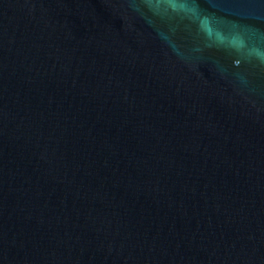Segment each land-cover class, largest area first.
Wrapping results in <instances>:
<instances>
[{
  "label": "water",
  "instance_id": "water-1",
  "mask_svg": "<svg viewBox=\"0 0 264 264\" xmlns=\"http://www.w3.org/2000/svg\"><path fill=\"white\" fill-rule=\"evenodd\" d=\"M0 264H264V0H0Z\"/></svg>",
  "mask_w": 264,
  "mask_h": 264
}]
</instances>
